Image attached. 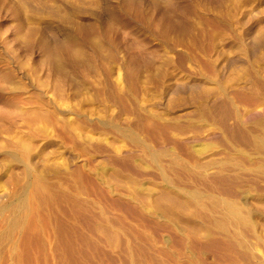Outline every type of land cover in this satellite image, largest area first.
Wrapping results in <instances>:
<instances>
[{
  "label": "rangeland",
  "instance_id": "1",
  "mask_svg": "<svg viewBox=\"0 0 264 264\" xmlns=\"http://www.w3.org/2000/svg\"><path fill=\"white\" fill-rule=\"evenodd\" d=\"M250 8L0 0V264H264Z\"/></svg>",
  "mask_w": 264,
  "mask_h": 264
},
{
  "label": "bare ground",
  "instance_id": "2",
  "mask_svg": "<svg viewBox=\"0 0 264 264\" xmlns=\"http://www.w3.org/2000/svg\"><path fill=\"white\" fill-rule=\"evenodd\" d=\"M47 5L49 7H53V3L48 2ZM256 14H257V10L255 8H250L247 12V15L250 17L242 20L243 22L242 27L245 30V37H246L247 43L250 45L251 50H255L264 44V29L260 32V34H256L253 30L254 22L252 21L256 17ZM247 58H248L247 55L243 51L238 50V51L230 52L220 60L219 72L223 73L224 71H226L229 65L233 63L234 61H241L242 63H244L247 61ZM255 74L257 77H261V79L264 78V64H261L259 68L256 69ZM180 83L182 82L174 81L173 84L169 87V89H171L172 87L174 88ZM192 83H194V81H192ZM243 85H246V84H243ZM262 111H264V101L259 105V107L245 110L244 116L247 118L248 116L260 113Z\"/></svg>",
  "mask_w": 264,
  "mask_h": 264
}]
</instances>
